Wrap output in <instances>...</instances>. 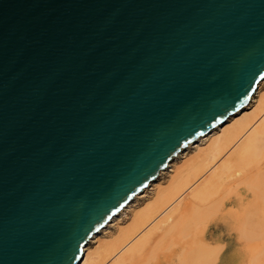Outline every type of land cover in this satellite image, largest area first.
Instances as JSON below:
<instances>
[{
  "label": "water",
  "instance_id": "obj_1",
  "mask_svg": "<svg viewBox=\"0 0 264 264\" xmlns=\"http://www.w3.org/2000/svg\"><path fill=\"white\" fill-rule=\"evenodd\" d=\"M263 77L264 0H0V264H77Z\"/></svg>",
  "mask_w": 264,
  "mask_h": 264
},
{
  "label": "bare ground",
  "instance_id": "obj_2",
  "mask_svg": "<svg viewBox=\"0 0 264 264\" xmlns=\"http://www.w3.org/2000/svg\"><path fill=\"white\" fill-rule=\"evenodd\" d=\"M262 247L264 77L245 106L189 143L94 233L77 264H264Z\"/></svg>",
  "mask_w": 264,
  "mask_h": 264
},
{
  "label": "rangeland",
  "instance_id": "obj_3",
  "mask_svg": "<svg viewBox=\"0 0 264 264\" xmlns=\"http://www.w3.org/2000/svg\"><path fill=\"white\" fill-rule=\"evenodd\" d=\"M167 180V177L165 178V177H163V179L161 180V181H164V180ZM128 215L126 216V217H124L123 219H121V225L120 226H122V227H126L127 225H128V222L127 221H129V219H130V214L129 213H127ZM225 243H227L228 244V242L227 241H225ZM126 250V249H125ZM263 254V258H264V248L262 247V251L260 252V253H257V256H258V258L257 259H259L260 257H261V255Z\"/></svg>",
  "mask_w": 264,
  "mask_h": 264
}]
</instances>
